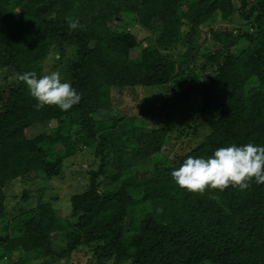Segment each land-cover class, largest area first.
I'll list each match as a JSON object with an SVG mask.
<instances>
[{
  "label": "trees",
  "instance_id": "trees-1",
  "mask_svg": "<svg viewBox=\"0 0 264 264\" xmlns=\"http://www.w3.org/2000/svg\"><path fill=\"white\" fill-rule=\"evenodd\" d=\"M188 1L0 0L3 264H264V185L201 195L171 175L188 156L264 146V0H195L182 11ZM69 18L81 27L71 30ZM132 27L153 42H140ZM48 65L82 96L67 111L37 110L18 79L50 74ZM144 89L142 115L113 116V93L128 98ZM198 102L199 115L187 114L189 133L180 132L194 144L160 160L180 129L175 117ZM91 149L100 167L70 198L66 219L54 198L30 210L19 204L13 185L59 177ZM105 173L111 187L100 181Z\"/></svg>",
  "mask_w": 264,
  "mask_h": 264
},
{
  "label": "clouds",
  "instance_id": "clouds-1",
  "mask_svg": "<svg viewBox=\"0 0 264 264\" xmlns=\"http://www.w3.org/2000/svg\"><path fill=\"white\" fill-rule=\"evenodd\" d=\"M68 25L71 30L81 27L78 19L69 18ZM18 79L28 86L31 96L37 101V110L45 105H54L67 111L82 98L71 83L62 82L58 71L39 78L36 72L28 71ZM171 175L180 188L201 195L207 189L224 191L230 186L246 190L253 180L264 185V146L233 144L216 149L208 158L188 156Z\"/></svg>",
  "mask_w": 264,
  "mask_h": 264
},
{
  "label": "rangeland",
  "instance_id": "rangeland-1",
  "mask_svg": "<svg viewBox=\"0 0 264 264\" xmlns=\"http://www.w3.org/2000/svg\"><path fill=\"white\" fill-rule=\"evenodd\" d=\"M195 0H189L187 3H183L181 5L182 11L186 10L189 6H191L194 3ZM239 20L237 19L233 26H237ZM229 21L227 22H222L218 26H226L228 25ZM133 28V27H132ZM131 31H133L134 34L137 35V38L140 42H143L145 45H150L151 42H153V37H150L151 35L148 33L146 34L144 31H141L138 28H133ZM68 52V51H67ZM135 52L138 54L140 52V49H136L135 51L132 52V56H135ZM175 56V54H174ZM51 58L49 59L48 63L50 64ZM47 71L49 73L53 71H58L56 68L53 67H47ZM60 73V72H59ZM150 91H147L144 89V92L141 90L138 91L139 95H134L128 98L119 95L117 96L116 93H113L114 95V100L117 101V104L119 107H113V116H119L120 111H123V114L126 117H136L140 116L143 113V110L145 108V103L147 100V97L144 99L146 94H148ZM161 102H159L158 105H160ZM199 109H200V104L194 103L190 105L187 108H182L181 112L182 114H178L175 118V125L176 128L180 126L179 130H176L173 132L170 143L164 147L163 151L164 153L160 154L159 159L160 160H166L165 157L166 155L169 156L170 158H173L174 156H179L181 154H184L189 146H192L194 144V141H188L186 139L187 135H184L180 137V132H185V134L189 133L188 131V125L190 124L191 120L189 119L190 117H197L199 115ZM189 110H191L189 112ZM190 113L189 118L187 117V114ZM161 115V114H160ZM150 117L156 116L155 113H149ZM146 116V117H148ZM110 116V114H104L101 115L99 118L101 120H107ZM162 120L164 121V117H162ZM147 121H150V118L147 119ZM140 123V122H139ZM55 123L52 122L51 125H54ZM173 124V123H172ZM171 124V125H172ZM50 125V126H51ZM87 151V150H86ZM89 152H86L83 155H79L75 157V159H72L68 164L67 167L64 168L63 173L59 177H53L50 180H44L42 178H35L36 182L34 186L28 187L29 185H24L23 183H18L17 185H13V188H15V194L19 195L18 201L19 204L23 206L26 210L34 209L38 203L40 202H49L51 198H54L56 200V205L59 206L62 214V218L66 219L67 213L69 212V202L70 198L77 193L83 192L85 186L89 182L90 179V174L89 172L91 170H98L100 167V159L96 157L95 153L91 149L88 150ZM109 159V158H108ZM109 165H111L112 160L109 159ZM155 162L154 161H149L146 163V167L149 169L154 168ZM141 169V167H139ZM105 177L102 176L100 178V181H104L105 185L108 187H111L113 185V182L109 178V173H105ZM46 187V188H45ZM26 190V191H25ZM24 191L26 192V195L28 196L29 193V198L24 199L23 194ZM43 191V192H42ZM26 217V215H24ZM2 226V222H0V227ZM57 238H54L56 241ZM57 246V245H56ZM58 247V246H57ZM59 248V247H58ZM19 252V251H18ZM16 252V254L18 253ZM80 257L86 258L85 254H81ZM48 261H45L46 259H38V258H33L31 262L27 264H71V261L63 262L57 261L56 259L53 258H48ZM6 260V259H5ZM34 260V261H33ZM56 260V261H54ZM7 261V260H6ZM15 261V260H14ZM0 264H3V260H0Z\"/></svg>",
  "mask_w": 264,
  "mask_h": 264
}]
</instances>
